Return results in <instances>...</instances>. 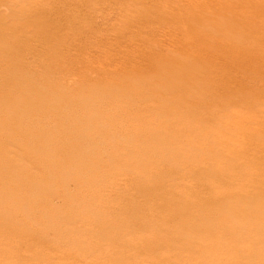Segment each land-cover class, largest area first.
I'll return each instance as SVG.
<instances>
[{"label": "rangeland", "instance_id": "obj_1", "mask_svg": "<svg viewBox=\"0 0 264 264\" xmlns=\"http://www.w3.org/2000/svg\"><path fill=\"white\" fill-rule=\"evenodd\" d=\"M5 1L27 4L28 6L34 3L36 6L41 4L39 9L42 7L41 9L45 13H42V10L37 14L33 13L35 15L28 14L29 16L23 13L26 16L22 14L19 20V16V18H15L14 14L12 16L11 13L17 14V12L6 10L5 13L3 9L0 10V26L8 32L0 40V42L6 43L5 50L8 54L0 60V73H3L4 76L8 75L7 78L10 82L6 87H11L12 84L18 82L21 85H30L32 89H35L34 94L36 96L40 94L42 102L25 99L21 97L23 93L18 91L21 93L20 95L16 93V95L21 97L22 102L17 103L16 106L20 105L26 114L23 125L32 133H40L48 129L50 131L38 138L45 141V143L38 145V149L42 153L40 156L44 160L42 164L39 161L34 163L25 156L27 153L22 154L17 145L8 140L7 135L9 139H12V136L17 134L13 133V130L9 131L7 124L0 120L1 174H16L21 185L35 183L45 187L48 185L59 186L61 182H63L62 184L69 183L66 180L71 174L73 182L71 187L68 185L71 189H69L70 201H65L64 197H56L54 198L55 201H52V203L54 202L53 206L55 204L56 207L58 206L54 210L57 211L58 209L56 213L60 212L61 220L64 211L70 210L74 204L73 208H76L80 202H86L90 199L88 202L94 201L96 204L93 206L94 209L92 208L96 210H92L93 212L90 213L94 214L95 212L99 215L107 211L105 215H108L110 223L121 225L122 220V222L126 219L131 220L134 216L131 213L127 214L125 210L118 207L131 202L130 205L133 203L137 211L147 213L146 215L151 214L152 218L149 219L147 216L144 218L146 221L142 219L144 224H150L149 227L147 224V230L159 232L161 229L163 231L171 230L178 225H176L178 221H174L171 225V215H179L185 218L191 213L192 215L198 214V207L212 209L215 204L216 206H252L253 200L257 199L252 198L250 194L252 181L256 179L252 174L264 171V156L251 159L258 151L257 143L264 140V122L262 123L264 119V83L253 84L254 90L236 92L230 97V100H212L201 97L193 105L191 114L185 116L171 113L174 108L180 110L188 105L189 96L182 97L183 88L187 93L203 94L208 89L207 84L183 86L181 80L175 78H169L168 81L163 78V81H160L153 76L149 64L143 66L145 69L138 70L131 75L119 73L118 65L124 60L133 62L136 55H139L138 52H144L148 47L161 48L165 51L166 46L173 45V40H177V35L179 36V33L174 30L173 16L178 13L179 8L188 4V1L0 0V3H6ZM250 1L254 3L255 0H248L247 2ZM207 8H203L205 11L202 9L200 12L201 14L203 12L205 18H210L214 11H210L211 7L209 10ZM207 11L212 12V14L207 15ZM226 12L228 14L229 11L226 10ZM153 13L163 17L155 18L156 15L152 16ZM201 14L199 17H203ZM226 14L224 13L222 16L224 17ZM246 14L250 17L256 16L258 9L249 6ZM148 16L150 17L147 18ZM219 16L221 15H217V18H220ZM259 16L260 19H264V15L259 14ZM127 20L131 21V25L130 23L127 24ZM8 27L13 30L9 32ZM181 38L182 36L178 39L179 44L183 42V38ZM178 41L175 43L178 44ZM262 42L264 43V38H262ZM14 45L18 48L12 47ZM206 46H209V43ZM8 51L11 52L8 53ZM11 54L13 56L15 54L17 57H13ZM7 57L9 60H6ZM19 57L21 58L18 60ZM12 58L13 60L17 59V61H12ZM159 61L161 59H158L157 62ZM8 65L11 66L10 69L8 71L3 70ZM12 68L15 73L11 72ZM196 69L204 72L211 70L215 76H218L220 72L213 65L196 66ZM235 78L237 79L236 76ZM238 79L242 80L240 77ZM95 80L105 82L106 87H103L102 90L101 85H98ZM1 87H3L2 83L0 84ZM111 90H115L117 93L109 94L108 92ZM158 91L165 94L163 117L161 115L150 116L146 111L147 109H143V113L146 111V114L143 115L139 111L145 105L142 103L143 100L152 101L153 98L149 92ZM116 95H120L117 100L110 98V96ZM124 95L127 96V99H124ZM34 99L36 100V98ZM254 102L262 103V107L259 110L250 109L251 111H249L245 105H251ZM87 104L91 106L85 108ZM109 104V108L106 107ZM0 108L8 111L14 109L8 104H4ZM135 112L140 114H135ZM34 113H37L38 116L32 117ZM80 124L93 130L94 127H97L99 131H86L82 136L72 135L70 143H67L65 135L70 127ZM251 125L259 126L254 130L258 140L253 142L245 139L240 145L239 140L236 139L239 135L250 134L253 129ZM145 134L146 136H143ZM89 138L91 140H88ZM90 141L94 144L93 150L90 149L91 158H86V155L82 157L80 154V156L75 155L71 159L73 166L80 172L70 167L69 164L61 165L60 161L53 156L58 147L60 148L57 150L61 149V151H75ZM26 142L28 144L36 143L35 140L31 139L26 140ZM208 145L212 151H207ZM204 148L206 150L203 151L202 156L196 157L197 155H195L192 158H184V154L189 155ZM115 153L120 155L113 159L112 156ZM128 157L136 159L137 163H133V166L130 165L124 160ZM109 160H115L116 163L113 165L104 163ZM247 160L252 161L245 164L244 161ZM97 161H104L98 169H82L83 165ZM215 164H219L220 168L215 169L212 166ZM128 170L131 174L128 173ZM236 170H241L242 174L238 175ZM188 173L191 176H196L197 179L187 177ZM80 180L88 182L81 194L76 191L75 185H73L74 182ZM136 185H139L137 190ZM233 186L236 187V191L231 194L242 189L245 194L252 198L249 199V204L244 202L246 197L226 198L224 195H216L214 199L210 198L209 201L202 204L204 198H209L212 192L223 193ZM19 191L25 192L22 186ZM48 195L49 192L45 189L44 197ZM153 195L156 196L153 197ZM82 198L84 199L82 200ZM71 200L72 202L74 200V203ZM7 202H5L6 207L4 208L12 211V206ZM178 202L182 205L179 206ZM68 203L69 206L65 207ZM160 205H165V209H161ZM61 206L62 212L59 211ZM178 206L179 208H177ZM46 208L43 209L46 210ZM161 210H164L165 213H162ZM33 216L30 218L32 223L38 220L36 215ZM127 216L132 218L128 217V219ZM164 223L165 225H163ZM212 224L216 226L217 233L209 229ZM188 226L179 225L175 231V234H179L172 233L171 235L173 238H178L180 235L187 236L186 234L191 233L190 226ZM134 228L137 227L132 226L129 229L131 233L127 232L128 234L122 235L119 253L130 251L138 261L147 258L150 260L151 257L153 260L170 259L174 256L175 259L173 258L172 261L181 264L183 263L181 261L186 259L191 261L189 257L195 255L193 251L195 250L196 253L204 251L203 255L208 254L210 257L218 258L221 264L222 257L236 248L234 245L231 248L225 245L232 239L233 235L228 230H240L250 234L251 237L239 245L244 253L246 252L244 261L250 263L259 260L258 264H264V213L261 211L253 212L249 217L212 219L210 225H204L201 229L196 230L200 237L194 243L192 242L193 245L189 243L188 246L191 245L192 247L188 248L187 245L181 247L178 238L176 243L174 242L177 246H173L172 239H169V244L163 246L161 250H143L139 245L133 244V235L139 234V228L136 231ZM170 230L168 232H171ZM47 235L48 237L45 236L46 239L49 238L52 242L54 235ZM210 241H214L215 245L211 249L208 247L205 249L204 247ZM61 242L43 245L34 242L31 246L21 248L17 257L8 256L3 264H45L49 261H52L51 264H57L62 261L60 255H64L60 249L62 250L66 245ZM198 244L203 246L194 247ZM148 245L154 247V242H150ZM178 245L179 248H177ZM135 247L139 249L135 252L131 251ZM191 248L193 249L191 250ZM178 249L189 253H183ZM180 256L184 259L180 260ZM0 259H3L1 254Z\"/></svg>", "mask_w": 264, "mask_h": 264}, {"label": "bare ground", "instance_id": "obj_2", "mask_svg": "<svg viewBox=\"0 0 264 264\" xmlns=\"http://www.w3.org/2000/svg\"><path fill=\"white\" fill-rule=\"evenodd\" d=\"M183 1H188V4H185L186 6L183 5L181 8H179L178 13L176 12L177 14L173 16L174 17L173 25H175L174 30H176L179 33V36L177 35V40L175 41L173 40V45L166 46L165 51L161 50V48L155 49L153 47H148L144 52H138L139 55H136V59L133 62L130 60L129 61L124 60L123 62L121 60L122 62L120 63V65H118L119 73L131 75L138 70L145 69V67L143 66L145 64L146 65L149 64L148 66L150 67L153 76L160 81H163V78L167 81L169 80V78H175L181 80V84L183 86L185 85L192 86L199 83L207 84L208 89L203 94L195 93V92L187 93L186 91H184L183 88V90L181 91V93H183L182 97H186L185 95L189 96L187 101L188 105H186L184 109L182 108L180 110L174 108L172 109L171 113L178 115H185V116L191 114L190 112L194 108L193 105L198 99H201V97H204V99H212V100L214 99L230 100V97L234 93L240 92L242 90L244 91L254 90V85L261 82L264 83V43L262 42V38H264V19H260L259 16V14L264 15V0H255L254 3H252L251 1L247 2L248 0H183ZM243 2H247V3L242 4ZM25 5L18 4L17 2H13V1L10 2L8 1L6 3H0V10L3 9L5 13L9 10L17 12L18 15L10 11L12 13V16L14 14L15 18L20 17L19 20L21 19L22 17L21 15L23 13H26L27 16H29L30 14L33 13L37 14L41 12L40 10H42L41 9L42 7L39 9V6L41 4L39 5L37 4V6L36 3L29 6L27 4ZM207 6H209V8L211 7L213 10L211 9L210 11L212 12L214 11L215 14L214 15L212 14V12L209 13L210 11H207L209 13V14L207 13V15H211V14L214 15V16L211 15L210 18L207 17L205 18L203 12L202 14L200 12V10H202L203 8L206 9ZM249 6L251 7L253 6L254 8L258 9V15L251 17L247 15L246 13L247 10L249 9ZM45 8L47 9L48 7ZM209 8H207V10H209ZM226 10H228L231 14L229 12L228 14H226L227 13ZM5 13L3 14L6 15ZM42 13H44L43 10ZM204 13L206 14V12ZM220 13H222L223 15L225 13L226 16L223 17L222 14ZM15 14L17 17L15 16ZM26 14L23 15L26 16ZM200 14L203 15V17L202 16L199 17ZM153 15H156L154 16L155 18L163 17V16L162 17L158 16L157 13H153L152 16ZM217 15H221L219 16L220 18H217ZM149 17L150 16H148L147 18ZM130 22L127 20V24H129ZM1 27L2 26H0V40L4 38V35H6V33H8L6 29H3ZM4 28L6 27L4 26ZM24 29L26 28L24 27ZM11 30L9 28L8 31L10 32ZM26 31L28 32V30ZM181 36L183 38V42L181 41L182 43L179 44L178 39ZM176 41H178V44L175 43ZM207 43H209V46H206L208 48L205 47ZM5 44L6 43L0 42V60H2V58L7 54V51L5 50L6 47ZM12 47H15V45ZM16 48H18V46L15 47V49ZM9 52L11 51H8V53ZM15 54L14 56L13 54L11 55L13 57L15 56L17 57V55ZM19 55L21 56L20 53ZM20 58L21 57L17 59L19 60ZM17 59L13 60L12 58V61H17ZM158 59H161V61H159L160 63L157 62ZM6 60H9V58ZM209 65L211 66L213 65L220 70L218 76H215L211 70H207L204 72L196 69V66H209ZM10 67L11 66L8 65L3 70L8 71ZM12 71L13 68L11 72ZM13 73L15 72L13 71ZM7 76L8 75L4 76L3 73L2 74L0 73V84L2 83L3 85V87L0 88V107L4 104H8L9 107L12 106L14 109L8 111L0 108V120H3L7 124V126L9 127L8 129L9 131L13 130V133L17 134L15 136H12V139H9V136L6 134L7 138L10 142L17 145V147L20 149L22 154L25 155L27 153V155L25 156L29 157L34 163H37L39 161L42 164L44 159L40 156L42 153L39 151L38 145L40 143H45V141H42L38 138L42 137L45 133L49 132L50 130L48 129L40 133L36 132L35 134L32 133L31 130H29L27 127L23 125L24 124L23 122L26 119V114L22 111L20 105L16 106V104L22 102L21 97H24L25 99H32L34 101H41V102L43 100H41L40 94H38L37 96L34 94L35 89H32L30 85H24V84L21 85V83L16 82L15 84H12L11 87H6L10 82L8 81ZM235 76L237 77V79L235 78ZM238 77H240V79L242 80L240 81ZM95 82L96 83L98 82V85H101L102 90L103 87H106L105 82L99 80H95ZM13 85L14 87L12 88ZM247 85L249 86V88ZM18 91H21L23 93L21 97L16 95V93L20 95L21 92ZM108 93L115 94L117 92L115 90H111ZM149 94L153 98L152 101L143 100L142 103H144L145 105L143 106L142 110L139 111L143 113V109L145 110L147 109L146 111L150 116L157 117L161 115V117H163L165 112L164 110L165 94H161L159 91L149 92ZM119 96L120 95L110 96V98L117 100ZM34 98H36V100ZM124 99H127L126 95H124ZM110 104L114 105L113 103ZM110 104L106 105V107L109 108ZM90 106H91L90 104H87L85 108H89ZM245 107L249 111L251 110L255 111V110H259L262 107V103L254 102L251 105L246 104ZM135 114H140V113L135 112ZM33 116L36 117L38 115L37 113H34L32 117ZM263 122L264 119L262 123ZM256 125H259V123H256ZM252 127L253 129L250 134H247L246 136H242V135L238 136L236 140H239L240 145L243 144V141L245 139L251 140L253 142L255 140H258L256 138L257 136L255 135L254 130H256L257 127L259 126L254 125ZM94 130L97 132L99 131L97 127H94ZM94 130L91 128H87L81 124L75 125L72 128L70 127L68 133L65 135V139L67 143H70L69 141L72 139V135L77 134L79 136H82L86 133V131H94ZM143 136H146V134ZM28 139L35 140L36 143L28 144L26 142V140ZM88 140L91 139L89 138ZM257 145H258L257 146L258 151L256 154H254L251 157L252 160L264 156V140H261L259 143H257ZM93 148H94V144L90 141L86 145H84V147H81L80 149H77L75 151H66V150L61 151V149L59 150L54 149L56 152H54L53 156H55V158L58 161H60L61 165L65 163L69 164L70 167H73L74 169L80 172V170H78L75 166H73V162L71 159H73L75 155L80 156V154H82V157H85L86 155L87 156L86 158H91L92 152L90 149L93 150ZM45 149L51 150L49 148H45ZM205 150L206 149L204 148L198 152L190 153L189 155L184 154V158L185 157L192 158L195 155H197L196 157L202 156L204 154L203 151ZM207 151H212L210 145H208ZM119 155H120L119 153H115L112 157L113 159H115L116 157H119ZM124 160L126 162H129V164L132 166L133 163H137L136 159H133L132 157H128ZM252 160L244 161V163L248 164ZM103 162L104 161H97L91 164H86L85 166L83 165L82 169L85 168L98 169L100 165L103 164ZM104 163L108 165H113L116 162L115 160H109L108 162H104ZM212 166H214L215 169L220 168L219 164H215ZM1 168L2 166H0V169ZM211 169L214 170V168ZM236 172L238 175L242 174L241 170H236ZM128 173L131 174L130 170H128ZM252 176L256 177V179L252 181V189L250 194L252 198L254 199L257 198V199L253 200L251 207L239 206V205L216 206L215 204L214 206H212V209H206L205 207L204 208L198 207L197 209L198 214L192 215L191 213L188 217L185 218L179 215L169 214L172 216L171 225L174 221H178L176 222V225L177 224L178 225L175 227L173 226L174 228L171 230L169 229L171 232H168L169 230L163 231L162 229L158 232L157 230H153V231L147 230L148 223L144 224L142 219L146 218L147 216L149 217V219L152 218L151 214L146 215L147 213L145 214L144 212L137 211L133 203L130 205L131 202L128 204H124L123 206L120 205L118 207L125 210L127 214L131 213L134 216L133 218L130 217L132 215L127 216V218L130 217L132 219L131 220L126 219L127 220V221L125 220L126 222L125 221L122 222L123 220L122 221L120 220L121 225L111 224L108 215H105L107 211L106 212L104 211V214L100 213L99 215H97L95 212L94 214L90 213L94 209L93 206H96L93 200H92L93 202H88L90 199L87 200L86 202L84 201L85 203L80 202L78 205L76 204L77 205L76 208H73L75 206L74 204L72 208L70 207L71 208L70 210H67L66 212L63 210L64 213H62L63 217L61 220L59 217L60 212L56 213L58 209L57 211H55L56 209L54 210V208H58V206L56 207L55 206L56 204L53 206L52 204L54 202L52 203V201L56 197H64L65 201H70L71 194L69 191L71 189L68 187V185L70 186L71 183L73 182V176H71V174L69 179L66 180L69 183L62 184L63 182H61L59 186L48 185L45 187V186H38L35 183L21 185V183L16 178V174L5 173V175H3L0 172V246H1L0 254L3 258L0 259L2 260L0 261V264H3L5 259H8V256L10 255L13 258L17 257L18 252L21 248H23L24 246L25 247L31 246L32 244H34V242L40 243L39 245L41 244L43 245L45 243L51 244L60 241L64 242L66 245L62 250L60 249V251L64 255H60L62 261H59L57 264H180L174 260H173L174 262L172 261L174 256L170 259L162 258L160 260H153L151 259L152 258L151 257L150 260L147 258L142 261H138L135 259L134 254H132L130 251H124L119 253L122 243L121 241L122 235L128 234L127 232L131 233L129 229L132 226H134L139 228L138 233L140 235L137 233L133 235V239H132L134 240L133 244L135 246L139 245V247L143 250H147V249L161 250L163 246L169 244V241L171 239L173 241L172 243L174 246L176 245L174 244V242L177 241L178 238H179L178 242L180 243V246L182 247L183 245L184 246L187 245L188 248L191 246V245L188 246L189 243L192 242L194 243V241H196L200 237L197 234L196 230L201 229L202 227H204V225H210L212 219L221 218V217H225V218L249 217L253 212L256 211H261V213H264V198H263L264 171H258L257 173L252 174ZM187 177H191V179H195V180L197 179L196 176H191L189 173ZM73 185H75L76 191L78 193L80 192L81 194V192L85 190L84 188H86V186L88 185V182L87 181L83 182L82 180H80L74 182ZM21 186L24 188L25 192L19 191ZM138 187L139 185L135 186L136 190L138 189ZM45 189L49 192V195L46 197H44ZM235 191H236V187L233 186L227 191H223V193L212 192L209 198H204V201L202 200L200 201L203 202L202 204H205L206 201H209L210 198L214 199L216 195L219 196L224 195L226 198L246 197L244 202L245 204H249V199H252L249 195L245 194L242 189L234 194H231ZM40 193L41 196H39ZM154 196L156 195H153V197ZM94 197H95L94 199H96V196ZM83 199L84 198H82V200ZM57 200L59 199L57 198ZM5 202H7L10 206H12L13 208L12 211L6 210L4 208L6 207ZM72 203H74V200ZM67 205L69 206V203L66 204L65 207ZM178 205L181 206L182 203L178 202ZM44 206H46L47 208ZM62 206L61 209L59 208V211L61 210V212H62ZM179 206L177 208H179ZM165 207H166L165 205H160L161 209H165ZM43 208H46L47 211ZM161 212L165 213L164 210H161ZM33 215L37 216L38 220L35 219L37 222L34 221V219H33L34 223L30 221V218ZM161 218L163 217L161 216ZM144 220L146 221V219ZM157 223L158 222H156V224ZM160 223L159 225H161ZM149 225L150 224H148V227ZM163 225H165V223ZM179 225L182 226L189 225L190 227L189 226L188 227L191 229V233L186 234L187 236L180 235V237L178 238L177 237L173 238L171 234L172 233L175 234V231L177 230V227ZM215 227L216 226L212 224V226H210L209 229L212 232L217 233L218 230L215 229ZM136 229L134 228L135 231ZM135 231L133 232L135 233ZM228 232L233 233V235H232V239L229 242H227V244L225 245L228 248H231L232 245H234L236 246V248H233V251H230L228 253L231 256L227 254L222 257L221 264H258L259 260L250 263L245 262L244 256L246 255V252L244 253V250L239 247L240 244L244 243L247 239L251 238L250 234L244 233L240 230H228ZM47 234L54 235L53 237L54 239L52 238V242L50 241L49 238L46 239L45 236L48 237ZM177 234L179 233H176L175 235ZM150 242H154V247L148 245ZM214 245H215L214 241H210L207 244V246H205L204 248L206 249L208 247L211 249ZM180 246L178 245L177 248H179ZM197 246L202 247L203 245L201 246L198 244L194 247ZM169 248L173 249L172 247ZM138 249L139 248L135 247L132 248L131 251L135 252ZM192 249L193 248H191V250ZM32 251L34 252V250ZM193 251L195 252V255L189 257L191 261L186 259L184 261H181L183 262L181 264H220L218 258H214L213 256L210 257L208 254L203 255L204 251L203 252L199 251V253L201 254H199L198 252L197 254L195 250ZM189 252H190V248H189ZM189 252H183V253H189ZM57 254L59 253L57 252ZM183 257L185 258V255H183ZM183 257L180 256L179 257L180 260L184 259ZM187 260L188 262H186ZM43 261L45 262L46 259ZM51 263L52 261L45 262V264H51Z\"/></svg>", "mask_w": 264, "mask_h": 264}]
</instances>
